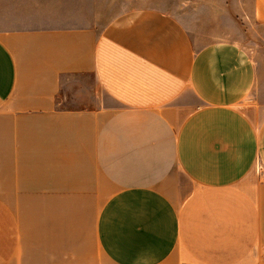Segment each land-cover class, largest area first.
<instances>
[{"label":"crops","instance_id":"1","mask_svg":"<svg viewBox=\"0 0 264 264\" xmlns=\"http://www.w3.org/2000/svg\"><path fill=\"white\" fill-rule=\"evenodd\" d=\"M167 3L0 0V264H264V0Z\"/></svg>","mask_w":264,"mask_h":264},{"label":"rangeland","instance_id":"2","mask_svg":"<svg viewBox=\"0 0 264 264\" xmlns=\"http://www.w3.org/2000/svg\"><path fill=\"white\" fill-rule=\"evenodd\" d=\"M167 1L170 0H88L89 2V5H87L88 9L82 13V16L95 17L99 21H106L109 17L129 7L153 6V7L168 9L169 11H172L173 13L177 14L179 17H182L184 6L178 8V6L175 5V3L168 4ZM82 7H86V5ZM185 7L190 8V5ZM77 9H80L79 6ZM3 17L5 19L3 18L0 19V27L2 28L37 25L34 24L33 22H27L21 20L12 21L16 19L9 20L11 17L15 18V5H9ZM188 28L193 36H195L200 32V30L195 26L190 25ZM226 28L230 31L231 36L229 37L232 39L241 37L240 30H244V31L246 30L242 27V24L238 19H233L231 22H226ZM244 36L245 39H247L248 44L251 45V48L253 50L256 51L261 49L262 51H264V33L259 36V39L256 38V36L253 34L249 35L247 31H245ZM257 171L259 172V165Z\"/></svg>","mask_w":264,"mask_h":264}]
</instances>
